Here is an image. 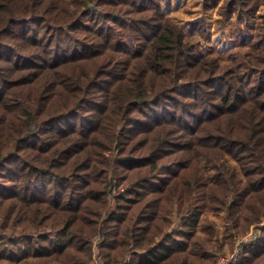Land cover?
<instances>
[{"label":"trees","instance_id":"16d2710c","mask_svg":"<svg viewBox=\"0 0 264 264\" xmlns=\"http://www.w3.org/2000/svg\"><path fill=\"white\" fill-rule=\"evenodd\" d=\"M171 2L0 0V264H216L223 210L264 264V50L251 84ZM262 5L203 0L220 25Z\"/></svg>","mask_w":264,"mask_h":264},{"label":"rangeland","instance_id":"374dc122","mask_svg":"<svg viewBox=\"0 0 264 264\" xmlns=\"http://www.w3.org/2000/svg\"><path fill=\"white\" fill-rule=\"evenodd\" d=\"M163 7L169 17L185 29L187 41L192 43L202 56L214 55L221 62L230 65L241 64L243 74L249 78L251 84L255 82L252 60L264 50V5L250 17L239 13L224 21L222 25L219 24L222 16L217 9L205 11L203 0H172L169 5L164 3ZM196 22L203 24V32L193 26ZM230 162L235 163L233 159ZM214 164L207 168L209 175H213L215 171ZM203 166L205 167L204 162ZM174 209L172 217L178 225L182 221L183 209L179 203L175 204ZM208 219L217 223L218 232L209 249L217 252L219 258L231 254L237 247H243L245 241L261 233L258 225L252 231L235 234L225 210L219 214H203L199 224L200 232L204 231L205 221Z\"/></svg>","mask_w":264,"mask_h":264},{"label":"built area","instance_id":"2783aa9c","mask_svg":"<svg viewBox=\"0 0 264 264\" xmlns=\"http://www.w3.org/2000/svg\"><path fill=\"white\" fill-rule=\"evenodd\" d=\"M241 251L242 246L235 248L231 254L220 257L217 264H236Z\"/></svg>","mask_w":264,"mask_h":264}]
</instances>
